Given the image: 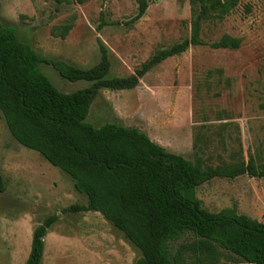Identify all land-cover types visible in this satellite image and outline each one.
I'll use <instances>...</instances> for the list:
<instances>
[{"label":"rangeland","instance_id":"374dc122","mask_svg":"<svg viewBox=\"0 0 264 264\" xmlns=\"http://www.w3.org/2000/svg\"><path fill=\"white\" fill-rule=\"evenodd\" d=\"M147 4L137 21L141 2ZM188 0H0V23L43 60L89 69L109 59L107 79L132 74L160 49L190 37ZM70 24L64 39L52 28ZM241 39L237 50L211 49L222 35ZM205 45L164 60L131 90L101 89L86 121L136 128L167 152L205 167L264 164V0H240L222 20L202 25ZM40 71L55 89L71 93L91 85L63 79L48 63ZM0 264H24L33 230L52 215L40 264H134L139 251L100 214L64 210L86 202L67 174L18 144L0 114ZM213 213L234 209L264 220V178H215L197 190ZM182 235L169 242L170 253Z\"/></svg>","mask_w":264,"mask_h":264},{"label":"trees","instance_id":"16d2710c","mask_svg":"<svg viewBox=\"0 0 264 264\" xmlns=\"http://www.w3.org/2000/svg\"><path fill=\"white\" fill-rule=\"evenodd\" d=\"M239 1L188 0L190 37L160 49L123 78H106L110 62L103 48L100 62L89 69L47 61L20 42L14 28L0 23V114L10 136L69 176L86 203L64 211L100 214L139 251L134 264H264V220L234 209L210 212L197 197V190L215 178H264V164L257 165L250 157L247 163L205 167L201 158L191 162L167 152L136 128L114 123L95 127L86 121L101 89L131 90L164 60L205 45L200 40L202 25L222 20ZM146 9L142 1L132 21L139 20ZM71 28L70 24L54 27L52 34L64 39ZM207 45L237 50L241 39L225 34ZM42 62L63 79L91 85L62 93L40 71ZM4 189L0 175V193ZM56 221L55 215L49 216L33 230L24 264L41 263L46 232ZM182 235L193 240L170 253L168 243Z\"/></svg>","mask_w":264,"mask_h":264},{"label":"crops","instance_id":"0c3cea01","mask_svg":"<svg viewBox=\"0 0 264 264\" xmlns=\"http://www.w3.org/2000/svg\"><path fill=\"white\" fill-rule=\"evenodd\" d=\"M86 203V202H85ZM85 203H82V204H85ZM90 213V212H89ZM123 237V236H122ZM125 241H127V240H125Z\"/></svg>","mask_w":264,"mask_h":264}]
</instances>
